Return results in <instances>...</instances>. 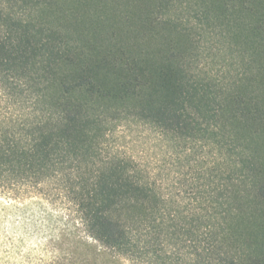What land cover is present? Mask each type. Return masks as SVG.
I'll return each mask as SVG.
<instances>
[{
    "label": "trees",
    "instance_id": "1",
    "mask_svg": "<svg viewBox=\"0 0 264 264\" xmlns=\"http://www.w3.org/2000/svg\"><path fill=\"white\" fill-rule=\"evenodd\" d=\"M178 1L0 0V195L58 181L71 205L37 264H264V0H195L251 49L222 74ZM129 123L192 176L122 150Z\"/></svg>",
    "mask_w": 264,
    "mask_h": 264
},
{
    "label": "rangeland",
    "instance_id": "2",
    "mask_svg": "<svg viewBox=\"0 0 264 264\" xmlns=\"http://www.w3.org/2000/svg\"><path fill=\"white\" fill-rule=\"evenodd\" d=\"M176 4L181 8L177 15L193 25L189 27L194 42L192 51L200 67L219 74L226 69H240L243 56L251 53L246 40L231 38L227 27L217 22L200 20V7L195 0H179ZM114 137L122 150L135 155L143 164L156 170L166 166V171L162 170L164 175L174 179L192 176L191 149L186 150L179 141L138 123L120 126ZM194 150L196 156L204 153L199 145ZM70 207L58 181L24 196L0 195V264H37L48 258L46 247L57 240L56 234L64 227Z\"/></svg>",
    "mask_w": 264,
    "mask_h": 264
}]
</instances>
